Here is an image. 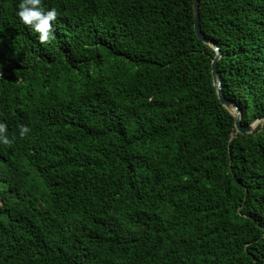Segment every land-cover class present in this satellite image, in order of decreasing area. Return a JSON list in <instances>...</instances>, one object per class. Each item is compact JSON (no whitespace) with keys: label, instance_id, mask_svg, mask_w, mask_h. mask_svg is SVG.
<instances>
[{"label":"trees","instance_id":"1","mask_svg":"<svg viewBox=\"0 0 264 264\" xmlns=\"http://www.w3.org/2000/svg\"><path fill=\"white\" fill-rule=\"evenodd\" d=\"M199 1L248 127L264 0ZM18 3L0 0V264H264V121L236 131L193 0H42L45 44Z\"/></svg>","mask_w":264,"mask_h":264},{"label":"clouds","instance_id":"2","mask_svg":"<svg viewBox=\"0 0 264 264\" xmlns=\"http://www.w3.org/2000/svg\"><path fill=\"white\" fill-rule=\"evenodd\" d=\"M17 13L20 22L28 26L33 32L38 33L41 44L48 43L55 39L54 24L58 16L55 8L46 10L42 6V0H19ZM20 137H25L29 132V127L19 125ZM15 137L8 135V126L0 121V145L10 146Z\"/></svg>","mask_w":264,"mask_h":264},{"label":"water","instance_id":"3","mask_svg":"<svg viewBox=\"0 0 264 264\" xmlns=\"http://www.w3.org/2000/svg\"><path fill=\"white\" fill-rule=\"evenodd\" d=\"M193 8H194V27L195 32L199 40L204 42L206 45L210 46L214 52L215 57L212 60V76H213V83L215 86V89L217 91L218 98L221 102V104L234 116H236V122H235V129L238 133L241 134H250L253 133L256 129V127L264 121V116L261 118L255 119L252 124L248 127L243 126L242 124V118H243V112L240 108V106L227 99L224 90H223V83H222V75L219 71V61L222 58V51L220 47L217 45V43L212 40L208 39L201 27V16H200V1L199 0H193Z\"/></svg>","mask_w":264,"mask_h":264}]
</instances>
